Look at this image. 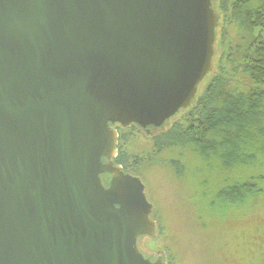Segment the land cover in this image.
<instances>
[{"label": "water", "instance_id": "water-1", "mask_svg": "<svg viewBox=\"0 0 264 264\" xmlns=\"http://www.w3.org/2000/svg\"><path fill=\"white\" fill-rule=\"evenodd\" d=\"M221 20L217 0H0V264H167L118 129L192 107Z\"/></svg>", "mask_w": 264, "mask_h": 264}, {"label": "rangeland", "instance_id": "rangeland-1", "mask_svg": "<svg viewBox=\"0 0 264 264\" xmlns=\"http://www.w3.org/2000/svg\"><path fill=\"white\" fill-rule=\"evenodd\" d=\"M247 2L256 10L258 0ZM219 3L222 10L224 0ZM226 4L219 31L218 74L236 87L248 84L241 67L258 47H264V12H259L261 21L256 20L253 30H239L232 18L238 1ZM176 123L187 133L200 131L189 115ZM123 155V170L140 178L152 205L156 233L143 239L147 251L160 252L167 264H264V182L255 181L250 194L242 188L237 199L229 193L220 196L264 169H226L215 157L202 158L191 146L157 150L152 137L139 128L118 129L117 156Z\"/></svg>", "mask_w": 264, "mask_h": 264}, {"label": "trees", "instance_id": "trees-1", "mask_svg": "<svg viewBox=\"0 0 264 264\" xmlns=\"http://www.w3.org/2000/svg\"><path fill=\"white\" fill-rule=\"evenodd\" d=\"M226 1L224 0L221 10V4L217 0L221 13L227 9ZM237 1L238 5L232 11L235 26L239 30H253L257 26L256 20H260L259 12H264V0H258L256 10L247 7V0ZM261 18L264 23V13ZM221 25L222 20L218 29L219 54ZM219 54L215 74L207 80L192 107L148 137H152L157 150L191 146L202 158L215 157L223 168L244 167L249 171L256 169L260 172L264 169V47H258L249 57L250 62L241 67V76L248 80V84L241 82L236 87H230L227 79L218 74ZM188 115L199 123L198 135L187 133L176 123ZM121 160H125V155L121 158L116 156L114 161L122 165ZM263 174L250 176L242 183L225 189L220 196L229 193L237 199L242 188L246 194L252 193L255 181L264 182ZM228 198L226 196L224 200Z\"/></svg>", "mask_w": 264, "mask_h": 264}, {"label": "flooded vegetation", "instance_id": "flooded-vegetation-1", "mask_svg": "<svg viewBox=\"0 0 264 264\" xmlns=\"http://www.w3.org/2000/svg\"><path fill=\"white\" fill-rule=\"evenodd\" d=\"M124 172H127V171H125V170H123ZM128 173V172H127ZM144 243H142V245H141V248L146 252V253H152L151 251H147L146 249H145V247H144ZM155 252V251H154Z\"/></svg>", "mask_w": 264, "mask_h": 264}]
</instances>
